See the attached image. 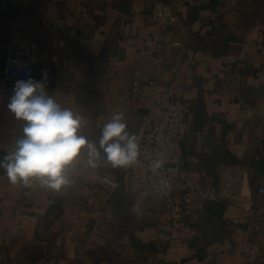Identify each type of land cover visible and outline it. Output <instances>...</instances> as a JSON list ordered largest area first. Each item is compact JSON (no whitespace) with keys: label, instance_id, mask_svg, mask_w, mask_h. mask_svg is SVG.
<instances>
[{"label":"crops","instance_id":"0c3cea01","mask_svg":"<svg viewBox=\"0 0 264 264\" xmlns=\"http://www.w3.org/2000/svg\"><path fill=\"white\" fill-rule=\"evenodd\" d=\"M149 2L0 0V73L21 22L49 69L46 91L81 117L80 134L98 148L115 113L136 135L140 115L125 108L132 79L172 85L191 123L182 176L222 199L195 200L171 238L160 198L136 194L133 175L102 151L90 166L84 151L58 192L37 180L13 185L0 168V243L49 226L104 248L100 264H264V0H171L161 49V30L145 20ZM108 58L118 71L104 81ZM12 90L0 84V161L23 135L8 108Z\"/></svg>","mask_w":264,"mask_h":264},{"label":"built area","instance_id":"2783aa9c","mask_svg":"<svg viewBox=\"0 0 264 264\" xmlns=\"http://www.w3.org/2000/svg\"><path fill=\"white\" fill-rule=\"evenodd\" d=\"M149 3L145 20L148 25L161 30V40L155 45L156 49H161L165 42L164 31L172 25L174 8L171 0H150ZM12 29L13 41L5 51L0 84L10 87L17 79L26 78L27 75L45 82L49 69L36 58V47L30 42L24 24L15 22ZM118 65L119 61L113 58L104 61V81L116 77ZM125 108L140 115L135 135L139 162L123 168L133 175L136 194L160 198L161 210L167 215V223L171 227L170 236L176 238L177 229L190 214L195 200L219 201L223 195L210 184L201 180H186L182 176L184 146L190 136L191 123L187 105L176 96L172 85L132 79ZM84 153L82 151L81 154ZM100 181L111 187L115 185L105 176H101ZM258 194H264V188H259Z\"/></svg>","mask_w":264,"mask_h":264},{"label":"clouds","instance_id":"9594fccd","mask_svg":"<svg viewBox=\"0 0 264 264\" xmlns=\"http://www.w3.org/2000/svg\"><path fill=\"white\" fill-rule=\"evenodd\" d=\"M8 108L24 122L23 135L0 161V168L13 185L28 186L33 180L52 191L70 184L69 167L86 151L88 164L95 167L101 151L112 167L137 164L139 147L135 135L129 134L124 113L118 112L104 124L99 148L81 133V117L62 108L46 91L43 80L30 75L17 79ZM131 211L140 215L133 206Z\"/></svg>","mask_w":264,"mask_h":264},{"label":"rangeland","instance_id":"374dc122","mask_svg":"<svg viewBox=\"0 0 264 264\" xmlns=\"http://www.w3.org/2000/svg\"><path fill=\"white\" fill-rule=\"evenodd\" d=\"M106 255L97 243L49 226L0 243V264H100Z\"/></svg>","mask_w":264,"mask_h":264}]
</instances>
